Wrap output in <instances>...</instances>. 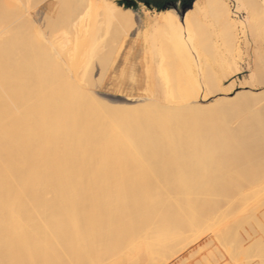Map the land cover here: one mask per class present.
<instances>
[{
  "label": "bare ground",
  "instance_id": "bare-ground-1",
  "mask_svg": "<svg viewBox=\"0 0 264 264\" xmlns=\"http://www.w3.org/2000/svg\"><path fill=\"white\" fill-rule=\"evenodd\" d=\"M252 23L264 0H0V264H264ZM132 34L161 81L114 110L95 71Z\"/></svg>",
  "mask_w": 264,
  "mask_h": 264
},
{
  "label": "rangeland",
  "instance_id": "rangeland-1",
  "mask_svg": "<svg viewBox=\"0 0 264 264\" xmlns=\"http://www.w3.org/2000/svg\"><path fill=\"white\" fill-rule=\"evenodd\" d=\"M260 13L262 14V12ZM250 30L256 36L257 38L256 42L258 43V45L262 44L261 50H263L264 52V44H263L264 27H258L252 23L250 25ZM176 31L179 32L181 35H184L186 33L185 25L180 24V28ZM134 37H135L134 34H132L129 37L124 49L121 52L122 54L120 55V57L116 62H114L113 60L109 61L106 64L104 70L103 68L102 69L100 68V69H96L95 71L94 90L97 92L98 96H100L104 100V102L107 103V105H110L112 109L114 108V110L118 109L117 106H119V108H125V107L133 108V107H139L140 104L146 103L147 101L150 100L149 96H151L154 93L157 84H159V82L161 81L160 73L158 72L156 65L150 63V61L148 62L144 58V53L142 48L139 49L136 48V50H134L133 52L134 56L132 54L131 57L129 58L128 63H125L127 51L129 47H131ZM260 40L262 42L261 44L259 43ZM208 47L212 51H220L222 49L219 40H214L212 43L209 44ZM192 48H193L192 45H190L188 41H185L183 43L184 51H189ZM246 50H248L249 52H245L246 54L243 53L241 57L237 56L236 58L238 65L242 67L244 66V68L241 70L240 73L237 74L238 77L233 78L235 79L234 80L235 86L240 87L234 92L235 95L237 94V92L239 91L241 92L242 90L241 87L245 85L244 84L245 78H247L249 75V70L248 68H246V65L250 60V58H254L258 62L261 60L259 62L261 63L260 65H264L263 56L261 58L252 55L253 48L251 45L247 46ZM262 55H264V53ZM241 58L244 60H242ZM208 63L206 62L203 64L209 67ZM177 66H179V64ZM181 66L182 68H185L184 64L180 65V67ZM155 78L158 82L155 80ZM233 79L226 81L225 86L231 85L230 83H232ZM263 88L264 86H262L260 89ZM205 102L206 101H204L203 103Z\"/></svg>",
  "mask_w": 264,
  "mask_h": 264
},
{
  "label": "flooded vegetation",
  "instance_id": "flooded-vegetation-1",
  "mask_svg": "<svg viewBox=\"0 0 264 264\" xmlns=\"http://www.w3.org/2000/svg\"><path fill=\"white\" fill-rule=\"evenodd\" d=\"M145 1H152L155 4H161V3L168 1V0H145Z\"/></svg>",
  "mask_w": 264,
  "mask_h": 264
},
{
  "label": "trees",
  "instance_id": "trees-1",
  "mask_svg": "<svg viewBox=\"0 0 264 264\" xmlns=\"http://www.w3.org/2000/svg\"><path fill=\"white\" fill-rule=\"evenodd\" d=\"M145 1V0H144Z\"/></svg>",
  "mask_w": 264,
  "mask_h": 264
}]
</instances>
